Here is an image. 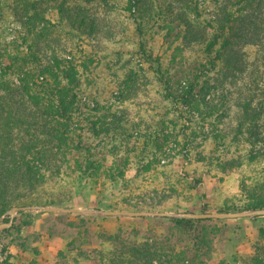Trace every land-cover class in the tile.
<instances>
[{
    "label": "rangeland",
    "instance_id": "obj_1",
    "mask_svg": "<svg viewBox=\"0 0 264 264\" xmlns=\"http://www.w3.org/2000/svg\"><path fill=\"white\" fill-rule=\"evenodd\" d=\"M4 1L0 13V56L6 49L12 51L16 44H20L25 33L22 23L14 16L13 4ZM225 1L145 0L140 5L141 14L145 16H142L140 24L141 21L130 17L125 7L127 0H92L96 12L110 18L111 24L97 20L98 32L93 34L76 31L66 23L55 27L58 35H51L49 44L55 54L72 61L79 72V110L67 122L76 143L78 138L91 143L90 130L96 126L100 128L104 123L118 131L112 132V136L103 139L105 135H102L94 140L95 158L103 163L104 172L87 183H81L78 174L71 169L77 160L84 162L86 156L84 151L73 152L66 161L61 159L62 172L49 173L46 184L31 194L37 201L55 199L57 206L25 202L24 197L18 199L24 193L16 192L17 207L105 211L120 210L125 206L123 202L133 200L139 205V211L183 213L174 211L180 208L201 213L202 205L207 203L209 211L217 213L226 199L233 200L234 194L239 193V181L243 175L258 173L264 167V160L247 162V144L233 143L230 145L231 153L223 154V158L241 160L244 166L238 173L229 176L220 173L218 175L225 181L219 182L214 175V167L209 170L201 164L196 166V158L209 154L215 160L222 156V150L217 151V142L212 135L208 141L205 140L206 133L212 129L209 120L205 123L194 120L190 130L183 129L182 119L177 115L165 84L167 79L172 93L177 94L182 85L197 80L203 84L208 78L214 82L221 77L217 71L209 70L210 58L203 41L211 36L213 30L209 24L220 17L219 6ZM159 11L161 17H157ZM48 19L54 21L55 13ZM47 78V83L54 85V80L50 76ZM0 96L5 107L6 104L12 107L18 117L34 121L37 108L23 94L18 78L2 73L1 63ZM8 112L6 107L5 114L0 116V125L6 121ZM36 130H39L37 126H14L20 137L26 136L27 131ZM178 130H182V135L188 133L195 139L190 164L186 168L188 171L198 170V177L204 173V196L203 190L189 187L190 180L184 176L185 170L175 167V163L185 162V156H176L169 164L165 160L161 165L156 163L151 172L140 173L138 180L132 179L141 185L138 188L126 187L124 183L113 184L106 179L107 172L109 175V171L126 163L127 159L128 167L126 164L127 168L123 169L130 175L136 174L138 163L155 159L144 149L146 138L153 140L158 136L163 140L164 133H177ZM2 156L6 160L11 159L10 156ZM69 164H72L71 168L67 167ZM172 186L177 192L167 195L170 193L168 188ZM146 202L163 205L151 208L144 204ZM10 211L0 215V223L9 220ZM169 219L20 210L14 218L15 228L1 232L0 264H124L116 263L120 248L144 243L162 249L168 256L186 252L184 264H249L253 257L264 259V217L212 219L193 228L176 225ZM203 238L209 248L199 244ZM197 246L201 248L199 252L196 251Z\"/></svg>",
    "mask_w": 264,
    "mask_h": 264
},
{
    "label": "trees",
    "instance_id": "obj_2",
    "mask_svg": "<svg viewBox=\"0 0 264 264\" xmlns=\"http://www.w3.org/2000/svg\"><path fill=\"white\" fill-rule=\"evenodd\" d=\"M6 1L13 4L14 16L22 23L25 33L20 44H16L12 51L6 49L1 54L2 73L14 75L19 79L23 94L35 105L38 113L34 114V121H25L6 104L9 112L6 121L0 125V215L17 207V200L14 198L16 192L24 193L18 199L24 197L25 202L57 206L55 199L37 201L31 194L46 184L49 173L62 172L61 159L66 161L68 156L74 154L73 152L84 151L86 156L84 162L77 160L71 169L73 173L78 174L81 183L83 181L87 183L89 179L100 175L104 172L102 171L104 165L95 158L94 140L102 135H105L104 139L112 136V132L118 131L104 123L100 128L96 126L90 130V136L93 138L91 143H85L83 138H78L76 143L73 130L67 122L71 121L79 110V72L72 61L55 54L52 45L49 44L50 36L58 35L54 31L55 27L65 26V23L76 31L93 34L98 32L97 20L107 24H111L112 20L100 16L93 8L92 0ZM4 2L0 0V13ZM142 2L145 3V0H127L125 6L130 17L137 22L145 17L141 14ZM219 10L220 17L209 24L213 32L207 41L203 42H206L204 50L210 58L209 70L217 71L221 77L214 82L208 78L203 84L197 80L182 85L177 94L172 93L167 79L165 84L177 115L182 119L183 129L190 130L194 120H201L202 123L209 120L212 129L206 133L205 140L208 141L212 135L217 142V151L222 150V156L214 160V157L206 154L196 158L195 165H204L209 170L214 167V175L218 177L219 182H223L224 177L218 174L227 176L236 174L244 166L241 160L223 158L231 153V144H247L246 161L249 163L264 160V0H226L224 5L219 6ZM143 11L146 9L143 8ZM54 13L55 20L48 19V16ZM157 17H161L160 11ZM186 25L190 27L188 22ZM49 76L54 80V85L47 83ZM64 81L67 82L63 83ZM1 99L2 96L0 116L4 115L6 110ZM113 116L117 119L115 115ZM25 125L37 126L39 130L27 131L26 136L20 137L15 133L14 126L19 128ZM201 127L204 131L205 125ZM182 130H178L177 133H164L161 137L163 140L158 136L153 140L147 137L143 143L144 149L151 152L155 159L143 164L138 163L137 173L131 175L124 170L129 164L127 159L126 163L119 164L109 171V175L107 172L106 179L113 184L124 183L126 187L138 188L141 185L132 179L139 178L140 173L151 172L156 163L161 165L165 160L169 164L176 156H185V162L175 163V167L178 170H185L184 176L190 180L189 187L203 190L204 196L206 192L204 173L201 172V176L198 177V170L188 171L186 168L190 164L188 162L195 139L189 137L188 133L182 135ZM2 155L10 156L11 159L6 160ZM71 166L72 164L67 165L69 168ZM126 177L129 179H125ZM168 190L170 193L167 195L177 192L174 186ZM234 196L233 200L229 198L230 200L224 201L219 212L264 209V167L258 173L243 175L239 181V193ZM123 203L125 206L120 210H140L139 205L133 200ZM144 204L151 208L163 205L147 202ZM176 209L174 211L186 212L180 208ZM201 213H211L207 203L202 205ZM262 217L264 216L255 218ZM169 220L185 228H193L198 223L212 221L173 218ZM11 228H15V225ZM7 231L8 229L3 232ZM199 244L209 248L204 238ZM150 245L152 244L123 245L116 263L154 264L157 261L158 264H184L186 261L187 253L184 251L168 256L162 249ZM199 250L201 248L197 246L196 251ZM249 264H264V259L253 257Z\"/></svg>",
    "mask_w": 264,
    "mask_h": 264
},
{
    "label": "water",
    "instance_id": "obj_3",
    "mask_svg": "<svg viewBox=\"0 0 264 264\" xmlns=\"http://www.w3.org/2000/svg\"><path fill=\"white\" fill-rule=\"evenodd\" d=\"M20 210H41L59 213H96L104 216L114 217H128V218H142V217H169L177 219L201 220V219H242V218H255L264 216V209H257L251 211H237V212H217V213H172V212H153V211H121V210H105V211H81L71 208L48 207V206H30L25 208L14 207L10 211L9 220L0 223V255H1V232L11 228L14 223L15 215Z\"/></svg>",
    "mask_w": 264,
    "mask_h": 264
}]
</instances>
